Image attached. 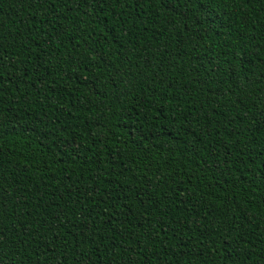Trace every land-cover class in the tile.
<instances>
[{
    "label": "trees",
    "instance_id": "16d2710c",
    "mask_svg": "<svg viewBox=\"0 0 264 264\" xmlns=\"http://www.w3.org/2000/svg\"><path fill=\"white\" fill-rule=\"evenodd\" d=\"M0 264H264V0H0Z\"/></svg>",
    "mask_w": 264,
    "mask_h": 264
}]
</instances>
